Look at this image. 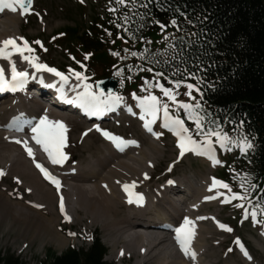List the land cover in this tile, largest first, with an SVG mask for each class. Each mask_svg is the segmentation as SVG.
Returning <instances> with one entry per match:
<instances>
[{"label": "rangeland", "instance_id": "1", "mask_svg": "<svg viewBox=\"0 0 264 264\" xmlns=\"http://www.w3.org/2000/svg\"><path fill=\"white\" fill-rule=\"evenodd\" d=\"M92 9H101V1L84 0V2L81 3V0H33V6L29 14H27V16H20V15L18 16L17 14L5 13L4 16L0 19V23L6 18L7 19L12 18V20L10 21H13V23L9 26L0 24V48H3L2 47L3 41L10 38L14 40L16 39L18 41H21V38H24L27 39L30 43L32 41H35L36 39H39L43 41L45 44L42 48L36 49V55L40 57V62L47 63L50 66H53L59 70L64 71L65 73H68V69L71 67L69 59L65 58L66 56L62 49H60L59 47H54L50 44L49 38L52 36L53 33H56L59 29L65 26H72L76 23H80L79 21L80 14L82 12H87V14L90 15ZM159 21L168 24L166 23L167 21H163V20H159ZM173 32L174 29L171 26H169L162 32L158 27V25H155L153 26L152 31L150 30V33L147 36H145L143 41L138 43L137 46L138 48L144 45L156 46L157 44L161 43V40L164 38V36ZM145 41H150L151 43L146 44ZM44 49H47V51H45ZM2 63H3L2 65L6 64L5 62ZM21 66L25 67V62H21ZM148 77L150 76L139 74L138 80H136V82L132 83L130 86L126 87L127 89L126 92L131 94L136 93L137 95H145L146 93L143 92L139 93L137 87H142L144 80L147 79ZM160 79L165 84L166 87L171 86L168 83V81L165 80L163 77H161ZM72 80L75 81L74 78H72ZM186 91L187 89L182 87L180 89V92L182 94L178 97V99L183 100L185 102H194V101H189V98L183 95V93ZM153 93L162 97V94L156 91L155 89L153 90ZM193 95L199 99V96L195 92H193ZM162 99L166 100L167 98L162 97ZM7 105H10L9 102L1 105L0 122L3 121L2 123H7L8 119L11 118L12 116L11 115L12 112H14L12 111L11 108L9 109ZM31 105L32 107L36 108L35 103ZM136 105H137L136 101L135 102L131 101V103L128 104V106L130 107H135ZM138 110L139 108H137L134 112L136 113V111ZM41 113H39L38 115L42 116ZM136 115L138 116V114ZM35 117L39 118L40 116H37L36 114ZM51 117L55 118L56 116L54 117L53 115ZM71 119L75 120V122L72 124H68V122L63 119V123L66 125L68 129V131L66 132V134L68 135L67 146L65 148L66 152L70 155L68 166L71 164L72 165L81 164L82 163L81 160H83V158L84 159L88 158L85 161H83L84 164L88 160H94L99 158V157L94 158L90 156L91 155L95 156L94 152L96 153V150L100 152V150H102L106 146L105 143H103L94 134H90L87 137H82V135H84V133L88 131L87 129L88 125L81 124V121L79 122L75 117H72ZM141 121L142 120L140 121L134 120L132 122L128 118H124L122 119V122L119 124H113V125L105 124V129L112 131L114 135L119 136L120 138L134 139L135 141L139 142L142 148H144L142 149L140 146H138L136 149L134 148V150L137 151L135 153L130 154L133 157L136 158L139 157V159H134L131 156H125V157L117 156L116 158L115 157L110 158V156H108L107 153L102 155L104 156L103 159L112 160V162L114 163L107 168V171L110 169L111 166L115 165L117 162L126 163L127 165L139 171V175L137 179L136 175L131 173L128 174L125 170L121 168L122 166L121 167L114 166L113 170L116 173H118L123 179L115 180L113 179V177H109L107 174L105 176L104 173L102 174V176L97 178V180L103 181V185L104 184L106 185V188L102 187V189L111 188L116 193V195H118L119 211L122 212V214L126 211V209L125 210L122 209V204H123L122 187L124 184H129L131 187L132 182L136 181L137 184L135 187L136 188L135 192L145 194L144 196L147 197V196H151L154 189L157 188V185L161 183V180H159L161 177L162 178L166 177V179L171 177L175 181L178 180L177 182H183L185 184L190 185L191 187L190 200L194 204V208L191 213L192 216L196 219L195 223H198L202 226L207 225L208 224L207 222L213 223L211 216L214 215L217 216V218L214 221L217 227H219V223H223L233 229L232 232H228L222 229V234H221V230L216 232L217 227L214 226V223L212 224V229L208 225V230L205 232L206 234L204 235V239H203L204 244L199 245V248L206 249L207 253L212 249L213 256L208 257L207 254H205V257L202 256L201 258L203 264H264V230L260 228L258 225L253 224L251 220L242 219V215L240 211L241 209L235 206L237 204L235 200L226 203L225 206L223 205L220 206L221 204L220 201L223 200V196H221V200H220V196L217 195V192L227 193V190L224 189L222 185L218 184L217 185L218 189L216 187L211 191V193L208 190L212 188L211 186L212 178H217V170L221 166H219V168L217 167V169L216 168L212 169L207 165H205L202 161L195 160V158L192 156L184 159V161L181 162L180 164L174 165V169L171 170L172 171L171 174V171H169V167L171 166L172 169V163L176 161V150L174 148V140L172 139L169 133L167 135H161V138L157 141H150L147 138H143L142 135L140 134L139 127L136 125ZM141 123L138 125H142ZM159 128L161 129L160 125L159 127L157 125V131H159L158 130ZM225 131H227L230 134L229 130H225ZM0 140L5 142L3 140V136L1 135H0ZM147 143L153 144L160 151L162 158L159 157L160 156L159 152L157 154L153 152L150 153L148 151L149 144ZM1 145L4 144L0 143V171L3 172V175H0V198L3 201L4 200L7 201V203L11 208L8 209L7 213L4 212L1 214V216H3L2 217L3 220L9 218L14 220L15 223H18L21 226L23 222L26 223V220L22 218L23 215L25 218L28 219L27 223H29L31 220V218L27 217V212H24L23 210L25 211L29 210V211L41 213L40 216L43 217V220L51 219L50 223L49 222L46 223L52 226L51 231L54 230L56 231L57 229L60 237L63 240V244L61 246H58L56 243L52 241H47V243L46 242L41 243L38 236H37L38 238L30 244L28 241L30 240L31 235H29V238L27 237L26 239L22 240L19 237L17 238L15 231L0 227V256H7V255L13 256L14 258L18 259L22 264H40L50 260L51 257H49V254L50 256H56L63 253L66 249L70 247H75V249L87 248L90 244L92 237L94 236L98 237L101 243L103 244V246L106 248L107 250L106 256L109 255L110 251L107 244L105 243V240L103 239L104 236L106 238V241L108 242V245H110L111 257L113 256V254H115V251L118 250V245L122 244L121 242H123L122 241V236L124 234L123 229L103 230L100 226L90 225L83 221L75 220V209L71 210L65 208L64 213L71 218L70 222L67 221L65 219V216L61 215V213L59 212L57 208V202H59V199L61 200V198H63L64 204L67 203L68 206H71L72 203L75 202V190H73V192L70 195H67L66 191L65 194L61 193L60 191L54 193L51 188L49 189L45 186L44 187L40 186L41 183L38 181L39 178L37 177L34 170L31 168L32 160L30 161L27 160L26 163L27 166H29V169L34 172L33 176L31 175L25 178V177H21L19 174H14L13 171L14 169H12L11 166L12 163L10 164L11 162L10 158H12V156H10L11 153H13L14 151V153L17 154L19 157L21 158L23 157L20 156L21 154L18 148L13 144H6L14 148V149L9 148L11 152H8L7 154L4 153L5 151L4 148H8V147L3 148L1 147ZM217 149L220 150L218 146ZM142 151L148 152L151 155V157L140 155ZM220 151L222 152V150ZM110 152H112V150L109 151V153ZM44 154L46 155V152H44ZM37 155H38L36 158L37 161L40 160L42 162H45V157L41 152L37 151ZM98 155L99 153H97V156ZM150 161H153L154 163ZM155 162H157L156 165ZM84 164L73 166L72 168H70L72 170H68V171L66 170V172L63 174L67 182L68 183L70 182L69 184L73 185V188L75 187V181L73 180H75V175L78 174L77 168H80ZM64 167L67 166L65 165ZM152 168L154 169L151 170ZM55 169H56L55 172H57L58 169L57 168ZM96 169L97 167L94 168L91 167L89 169L90 173L85 174L84 176L87 177L93 173H97ZM146 169L149 170V173H147L149 179L144 178ZM69 173L72 175L73 177L72 179H70L67 176L69 175ZM152 174L154 178L153 180H151ZM186 178L192 183L188 182ZM202 178L206 179L207 184L206 181ZM30 179H33L35 183L34 182L32 183ZM110 179H112L111 183H109ZM156 179H158L159 182L156 181V183H153V181ZM88 181H91L90 178ZM193 183H197L198 187L192 186ZM34 185H38L41 190H39V188L35 187ZM206 185L208 187H206ZM151 186H156V187L153 188ZM183 187H185L186 189L188 188L187 185ZM43 193H47V194L51 193L52 196L51 203L48 200V198L41 196L43 195ZM197 193H204L206 197L211 195L214 196L215 198L211 200H204V203L202 205L197 198L196 195ZM58 195L60 197H58ZM39 204L42 206V207H38L41 208V210H38V208H36L37 209L36 210L35 207L33 206L37 207V205ZM45 206H49V209H47ZM17 214L20 215L21 219L17 220L16 218L11 217L12 215H15L16 217ZM122 214L119 216V218L123 220L124 216ZM5 215L7 217H5ZM201 217H204V219H200ZM205 219L208 221L206 222ZM190 226L194 229L193 225ZM32 227L33 229H36L35 225H33ZM84 230L86 231V233ZM212 230L214 234L210 239L207 236L212 234ZM39 232H40L39 230H36L34 234H38ZM70 233H75L76 237L75 235H70ZM162 234L164 233L162 232ZM237 238L240 239V241L244 244V246L247 248L248 252L250 253L251 255L250 262L241 260V258L237 254V249L240 246L236 243ZM113 241L115 243H113ZM209 243L213 244L215 247L217 246V251L219 254V258H217V260H214L217 257V251ZM194 246L196 249L197 246L196 241L194 242ZM142 247L143 248L139 250L140 254L131 253L129 255L120 257L118 261H120L123 264H129L130 262H131L130 264H154L152 260H148L145 263L139 260L140 257L138 258V255L145 254V246ZM172 248L173 249L175 248L173 247V244H172ZM229 249H231V251H229ZM154 255H155L154 253H151L149 258L153 257ZM106 262L110 264L119 263V262L117 263V261H108V260H106Z\"/></svg>", "mask_w": 264, "mask_h": 264}, {"label": "snow or ice", "instance_id": "2", "mask_svg": "<svg viewBox=\"0 0 264 264\" xmlns=\"http://www.w3.org/2000/svg\"><path fill=\"white\" fill-rule=\"evenodd\" d=\"M83 2L84 0H81V3ZM153 3L163 7L166 4V0H115L117 7H110L108 9L113 14V19L109 23L114 24L117 29H122L126 37L133 42L143 40V37L136 35V31H133L132 26L136 23H139L140 29L145 26L147 17L151 14L150 5ZM32 4L33 0H0V12L5 9L16 12L18 7L21 15H24L30 12ZM121 8H125L127 11H124L120 16H116L115 14ZM140 9H144L145 11L141 12ZM177 11L179 12V9ZM180 15L185 16L187 19L186 13L180 12ZM137 18L139 19L137 20ZM117 20L120 22L117 23ZM151 23L158 25L162 32L169 26L174 27L176 31H185V29L181 28L176 17H172L169 24H165L156 18H153ZM188 23L195 26L194 21H188ZM106 31L110 36L111 32L109 30ZM190 35L195 36L196 41H187L185 36L177 38L174 35L169 40V37L165 36L164 39L169 42L162 51H153L148 47L142 50H130L126 48L124 49V56H121L120 52L117 51L112 52V55L120 57L122 60L126 59L128 55H131L148 65V67L144 68L143 64L135 66L129 64L127 69L131 72L135 67L137 71H147L152 74L150 79L144 80L141 87V92L146 93L145 95L132 93L133 99L137 101L136 106L140 109V119L144 121L145 129L156 138H159L162 132L154 131L153 125L157 124L162 113L160 127L169 130L175 135L180 157L183 158L186 154L192 153L206 157L215 166L221 164V161L217 158V146L223 153L236 150L242 155H248L250 150L254 148V138L249 139L246 136H241L244 125L243 120L238 122L235 119L225 117L223 123H221L220 118L208 110L203 103V97L205 95L204 88H214L215 85L213 82L206 81L205 75H203L207 69L199 59L200 52H193L194 46L202 52L203 44L206 40L199 33H191ZM21 40L23 43L17 44L14 39H6L3 41L4 47L0 48V60H6L8 62L0 66V92L24 89L29 79L35 80L37 78L35 73L46 72L58 78L59 86L55 82L47 84L48 88L57 90L58 99L69 105H78L79 108L90 116H100L103 113L115 110L119 105L124 103V98L121 95H117L112 91L104 92L100 87L103 81L96 82L93 85L88 82L89 77L84 72L70 67L68 73H65L55 67L49 66L47 63L40 62V57L36 55V49L31 47L26 39L21 38ZM34 43L43 47L40 40ZM145 43L149 44L151 42L145 41ZM9 46L12 51L6 53V49ZM44 50L47 51V49ZM13 56H19L22 61L27 62L34 70V73H30L27 70H18L16 63L13 61ZM88 56L89 54H85V59H88ZM72 59L75 60V57H72ZM77 63L80 64L79 61ZM80 66L82 68L85 67L83 64ZM9 68L11 73L10 79L6 75ZM189 68L194 70L189 71ZM166 73H170V75ZM121 74L122 70L116 73L117 76H121ZM73 77L75 83L70 84ZM161 77L167 80L171 86L166 87L161 81ZM128 79H131V77H128ZM189 80H195L196 83L188 82ZM41 82L43 83L42 79ZM182 87L187 89L183 95L187 96L189 101L194 102H185L178 99L182 94L180 92ZM154 89L161 93L162 97H166L167 99L164 100L161 96L154 94ZM68 91L74 93L73 98L68 97ZM193 92L199 96V99L193 95ZM127 110L132 112L131 108ZM181 112L183 116H181ZM228 124L233 125L232 132L235 135H230L225 131ZM25 125L29 126L32 139L43 148L53 165H63L69 160L70 155L64 151L67 146L65 134L68 129L63 122L52 121L46 115H42L35 123L30 119L22 121L17 130L22 131ZM96 129L102 132L110 141L115 142V146L120 151L124 150L125 145H137L136 141L123 140L119 136L101 129L98 125ZM17 143H21V141H17ZM25 150L29 156H32L31 148L26 147ZM36 167L46 180L51 182L57 190L60 189L61 181L56 176L52 175L39 163L36 164ZM169 171H171V166L169 167ZM0 175H3L2 171H0ZM244 175L246 179L240 184V188L242 189L240 192L232 191L228 182L221 181L217 178H212V188L209 191H212L218 184H221L227 190V193L217 192L218 196H223L222 203H228L233 200L241 201L235 206L243 209V219L247 220L250 217L253 224L264 225V219H257L258 216L264 217V189L259 188L251 173H244ZM144 178L149 179L147 173L144 174ZM168 183L173 184L174 181L169 180ZM136 184L137 182L133 181L131 187L129 184L123 185V190L128 196L127 202L129 204L133 203L134 193L132 189L136 187ZM253 193L256 194L253 195ZM213 198L212 196H208L205 197V200H211ZM142 200L143 194H135V202L138 205L141 204ZM37 207L42 206L37 205ZM60 211L61 213L65 211L63 198L60 201ZM65 219L69 222L71 220L67 215H65ZM200 219H204V217ZM190 224L191 221L185 217L183 223L173 229L175 239L180 249L185 253H187L186 245L191 236V232L185 226ZM219 227L228 232L233 231L231 227L223 223H219ZM70 235H75V233H70ZM236 243L240 245L243 254L251 259L248 252L244 250V246L241 244L239 238L236 239ZM192 255L194 258L195 254L193 253Z\"/></svg>", "mask_w": 264, "mask_h": 264}, {"label": "trees", "instance_id": "3", "mask_svg": "<svg viewBox=\"0 0 264 264\" xmlns=\"http://www.w3.org/2000/svg\"><path fill=\"white\" fill-rule=\"evenodd\" d=\"M102 1L106 5L103 12L92 10L88 18L85 12L81 13L80 23L65 26L53 33L50 43L60 47L74 64L79 61L80 65H85L83 70L86 75L97 81L104 77H114L119 81V88L125 90L132 80L134 83L138 80L139 74L150 76L147 79L152 74L137 71L135 67L129 72V64L148 67L131 55L123 60L112 55V52L117 51L124 56L126 48L142 50L136 48L142 40L133 42L122 29L110 24L113 14L108 9L117 5L115 0ZM124 11L127 9L121 8L115 15L120 16ZM180 12L186 13L187 19ZM150 13L142 29L139 23L132 26L137 36L144 38L152 31L153 18L170 21L176 17L185 31H176L174 28L175 32L168 36L169 40L174 35L177 38L185 36L187 41H196L191 33H199L204 37L206 42L202 52L195 46L193 52H200L199 59L207 69L203 75L215 87L204 88L203 103L220 118L221 123L225 117L238 122L243 120L241 136L254 138V148L248 155H242L236 150L221 152L224 166L218 171L219 179L228 182L232 191L240 192V184L246 179L244 173H251L259 188L264 189V0H166L163 7L156 3L150 5ZM188 21H194L195 26ZM106 30L111 32L110 36ZM168 42L161 40L156 46L146 47L162 51ZM85 54H89L88 59H85ZM121 70V76H117L116 73ZM192 70L189 68V71ZM188 82L196 83L195 80ZM232 128L233 125L228 124L225 129L229 130L230 135H235ZM257 219L264 217L258 216ZM105 253L104 246L95 237L86 249L69 248L60 256L49 254L50 260L40 264H109L103 260ZM0 264L21 262L6 256L0 257Z\"/></svg>", "mask_w": 264, "mask_h": 264}, {"label": "bare ground", "instance_id": "4", "mask_svg": "<svg viewBox=\"0 0 264 264\" xmlns=\"http://www.w3.org/2000/svg\"><path fill=\"white\" fill-rule=\"evenodd\" d=\"M5 13L17 14L16 12H12L8 9H5L4 11L0 12V19L4 16ZM10 20H12V18H8V19L6 18L3 21H1L0 24L9 26L13 23V21H10ZM2 47H4V45ZM6 53H10L9 50H6ZM13 61L16 63L18 70H27L31 73L30 65L27 62H25V67L21 66V62H24V61H22L19 56H13ZM2 62H5L6 64L8 63L6 60H0V66H3ZM67 93H70V91H68ZM70 94H74V93L71 92ZM3 101L0 102V109H1L2 104L9 102V104L11 106L7 105V107L9 109L11 108L12 111H14L11 114L12 118L32 117V121H33V123H35V121L37 120V118L35 117L36 114H37V116H41L38 114L43 112L41 114L46 115L49 118V120L63 122V119H64L68 122V124L69 123L72 124L75 122V120L71 119L72 117H70V116H66L62 113L55 112L51 109L46 110L40 103L33 101L32 98H27V97L24 98V96H21L19 98L10 99V100L5 101V102H3ZM34 103H35L36 108L32 107V105H31ZM114 112H115V115H119V113H120L119 109H115ZM136 114H138V116L135 115V118L138 121H140L141 120L140 119V114H141L140 109L138 111H136ZM53 115H54V117L55 116L56 117L52 118L51 116H53ZM13 116H16V117H13ZM33 118H34V120H33ZM146 119H148V118L146 117ZM5 121H6V118H5ZM2 122H0V135L3 136V140L5 142L0 140V143L4 144V145H1V147H3V148L8 147V148H4V150H5L4 153L7 154L8 152H11L9 148L14 149L12 146H8L6 144H13L14 146H16L18 148V150L21 154V155L20 154L19 155L23 157V158L19 157L12 150L13 153H11V155H10V156H12V158H10V157L9 158L11 160L10 164L12 163L11 164L12 169H14L13 170L14 174H19L21 177H25V178H27L31 175L33 176L34 172L29 169V166H27L26 162H27V160H30L31 158L37 157V153L34 151L33 146L38 147L41 150V152L44 154L43 148L40 145L36 144V142L32 139V134L30 132L28 125L26 127H24V130L22 131V133L26 134V139H24V138H22V136L10 137V136L6 135V133L9 132L8 129L11 128V124H7L9 121L7 123H2ZM160 122L161 121H157V124L155 125L154 131H157V125L159 127V125L161 124ZM135 123H136V121H135ZM71 127H72V125H71ZM79 133H80V131H79ZM25 134H24V136H25ZM65 135L67 138L68 135L67 134H65ZM79 135H82V134H79ZM17 141H21V143H17ZM147 144H149L148 145V151L150 153H152V152L156 153V154L158 152L160 153V151L153 144H151V143H147ZM70 145H71V143H70ZM105 145L106 146L104 148L102 147L103 148L102 150L99 149L100 152H98L97 150H96V153L94 152L95 156H92V155L90 156V157H94V158H97V157H99V158L94 159V160H88V161H86L85 164L83 161H85L88 158H86V159L83 158V160H81L82 161L81 164H84V165H82L80 168H77L78 174L75 175V180H73V181H75V187L74 188H73V185L69 184L70 182L69 183L67 182V180L65 179L63 174L66 172V170L67 171L72 170L70 168H72L73 166H77V165H81V164H75V165L71 164V165L64 168V166H65L64 164H67L69 161V160H67L63 165H54V168H57L61 174V175L57 176L62 182V188H61L60 192L63 194H65L67 192V195H70L73 192V190H75V202H73L71 206H68L67 203L64 204V208L71 209V210L75 209V220L83 221V222L88 223L90 225L100 226L103 230H113V229H123L124 230V234L122 236L123 242H121L122 244L118 245V250L115 251V254H113L112 257H111L110 245H108V242L106 241V238L104 236L103 239L105 240V243L107 244L109 251H110L109 255L106 256L105 259L108 261H117V263L119 262L120 264H123L120 261H118L120 259V257L129 255L131 253L140 254L139 250L141 248H143L142 246H145V254L138 255V258L140 257L139 260H141L143 263H145L148 260H152L154 264H203L202 258H201L202 256L205 257V254H207L208 257H212L213 256L212 249L207 253L206 249L199 248V245L204 244L203 239H204V235L206 234L205 232L208 230V225L212 229V224L214 223L217 216H214V215L211 216L213 223L207 222L208 220L205 219V221L208 223L205 226H202L198 223H195L196 219L192 216V213H191L193 208H194V204L190 200L191 199V187L189 184H185L183 182H177L178 181L177 180V181H174L173 184L167 183V184L162 185V183L165 182L166 177H164V178L161 177L159 179V180H161V183H159V185H157V188L154 189L151 196H147V194H146L147 197H145V199H146L145 204L140 209L134 208L131 205L127 204V200H128L127 194L125 193V191L123 190V187H122V194H123L122 209L123 210L126 209V211L123 214H122V212L119 211V209H118V204H119L118 195H116V193L111 188L105 189L106 185L105 184L103 185V181L97 180V178L102 176V174L104 173L105 176L107 174L109 177H113V179H115V180L116 179H123L118 173H116L113 170L114 166H119V167L122 166L121 168L123 170H125L128 174L131 173V174L136 175L137 179H138L139 171H137L135 168H132L131 166H129L123 162L122 163L117 162L115 165L111 166L110 169L107 171V168L114 163L112 162V160L103 159L104 156H102V155L107 153V155L110 156V158L111 157L116 158L117 156H123V157L131 156L130 154L135 153L137 151V150H134V148L136 149L138 146H140V144L135 145V146H130L127 148L125 147L123 151H115L114 150L115 142H113V141H109ZM26 147L31 148L32 156H29L28 153H26V150H25ZM142 149H144V148H142ZM111 150L114 153H112V152L109 153V151H111ZM64 151H66V150L64 149ZM97 153H99L98 156H97ZM72 154H74V153H72ZM140 155L146 156V157H151V155L146 151L145 152L142 151ZM46 156H48L47 153H46ZM131 157H133V156H131ZM159 157L162 158L161 153H160ZM133 158L139 159V157L138 158L133 157ZM205 160L212 163L207 158ZM154 161H156V160H154ZM138 162H140V161H138ZM150 162L154 163L153 161H150ZM156 163L157 162H155V165H156ZM175 163L176 162L172 163V166H174ZM155 165H154V168H155ZM91 167L92 168L97 167V169H96L97 173H93L87 177L84 176L85 174L90 173L89 169ZM154 168H152L151 170H153ZM146 173H149V170L146 169ZM67 176L70 179L73 178L70 173ZM89 178L91 181H88ZM153 179L154 178H153V174H152L151 180H153ZM202 179H204V178H202ZM186 180L188 182L192 183L187 178H186ZM204 180L206 181V179H204ZM30 181L32 183L33 182L35 183V181L33 179H30ZM38 181L42 184V185L40 184V186H42V187L45 186V187L50 189V187L47 186L46 184H44L40 179ZM156 181H158V179L154 180L153 183H156ZM64 182H65V184H64ZM111 182H112V179H110L109 183H111ZM206 184H207V181H206ZM185 185H187L188 188L185 190H181V188H183V186H185ZM34 186L38 187L39 190H41L38 185H34ZM192 186L198 187L197 183H193ZM211 186H212V184H211ZM102 187H105L104 188L105 190L102 189ZM151 187L155 188L156 186H151ZM206 187H208V186L206 185ZM57 192H59V191H57ZM209 192L211 193V191H209ZM196 195H197V198L200 201V203L203 205L206 195L204 193H197ZM41 196L48 198V200L51 203V200H52L51 193H49V194L43 193V195H41ZM179 196H180V198H178ZM58 197H60V196L58 195ZM212 197H214V196H212ZM59 201H61V200L59 199ZM15 205H17V204H15ZM205 206H208V205H205ZM45 207L47 209H49V206H45ZM9 208H10V206L7 203V201H5V200L3 201L0 198V227L6 228L8 230L11 229V230L15 231L17 238L19 237L22 240L26 239L27 237L29 238V235H31L30 240L28 241L30 244L33 241H35L38 237H39L41 243H44V242L47 243V241H52V242L56 243L58 246H61L63 244V240L60 237L57 229L55 228L56 231L55 230L51 231L52 226H50L49 224L46 223V222L50 223L51 219L43 220V217L40 216L41 213L29 211V210L28 211L23 210L24 212H27V217L31 218V220L29 223H27L28 219L25 218L23 215L22 218L24 220H26V223L23 222L22 225L20 226L18 223H15V221L12 219L8 218L6 220H3V218H2L3 216H1V214L4 212L7 213ZM116 208H117V210H116ZM38 210H41V208H38ZM121 214L124 216L123 220L119 218V216ZM6 215H5V217H7ZM11 217L16 218L17 220L21 219L19 214H17L16 217H15V215H12ZM185 217H187L191 221L190 225H193V227H194V229H193L190 225L185 226V228L191 232V236L188 239L189 240V246L187 248V253L180 252L177 249V241L175 239V232L173 231V229L175 227H177L181 223H183V220ZM153 219H156V220H153ZM164 221H166V222H164ZM42 223H43V225H42ZM157 223L161 224V226H158ZM18 225H19V227H18ZM33 225H35L36 229H33V227H32ZM120 226H122V227H120ZM214 226H216L215 223H214ZM53 229H54V227H53ZM96 229H98V228H96ZM33 230H34V232L36 230H39L40 232L38 234H34ZM82 230H83V228H82ZM219 230H221V234H222V229L217 227L216 232H218ZM162 232L164 234H162ZM85 233H86V231H85ZM166 234L167 235L169 234V235L167 236ZM213 234L214 233L212 230V234H210L207 237L211 239ZM195 241L197 242L196 249L194 246ZM212 241H214V240H212ZM113 243H115V242L113 241ZM116 244H115V246H116ZM172 244H173V247L176 248V250H175V248L174 249L172 248ZM209 244L212 247H214L217 251V246L215 247L213 244H211V243H209ZM128 247H129V249H128ZM151 253H154L155 255L153 257L149 258ZM193 253L195 254L194 258L192 255ZM217 258H219L218 251H217V257L214 260H217Z\"/></svg>", "mask_w": 264, "mask_h": 264}, {"label": "water", "instance_id": "5", "mask_svg": "<svg viewBox=\"0 0 264 264\" xmlns=\"http://www.w3.org/2000/svg\"><path fill=\"white\" fill-rule=\"evenodd\" d=\"M100 87L101 88H106L107 89V91H114V88H115V81H113V80H105V81H103V83L102 84H100Z\"/></svg>", "mask_w": 264, "mask_h": 264}]
</instances>
